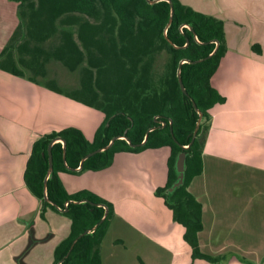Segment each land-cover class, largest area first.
<instances>
[{"label":"trees","instance_id":"1","mask_svg":"<svg viewBox=\"0 0 264 264\" xmlns=\"http://www.w3.org/2000/svg\"><path fill=\"white\" fill-rule=\"evenodd\" d=\"M11 1L18 4L19 24L0 52V69L37 82L45 80L50 60L60 61L80 73L78 88L66 95L105 114L92 141L70 126L40 135L32 145L24 173L27 187L41 200L43 210L51 207L71 220L69 236L55 249V264H103L101 244L114 216L113 204L93 191L69 193L60 173H74L77 168L100 171L110 167L119 152L161 147L170 148L169 169L167 182L156 195L163 198L173 220L184 226L192 259L220 264L224 255L201 249L202 204L189 185L203 171L211 109L226 100L212 85L227 50L224 22L181 0ZM171 6L173 20L168 25ZM55 35L59 41L45 47ZM160 53L168 60L156 75ZM185 59L189 61L180 64ZM179 68L187 94L179 83ZM44 84L64 92L55 80ZM200 112L202 120L192 142ZM114 137L118 138L109 148L86 157ZM53 139L63 142L52 145L46 201L48 147ZM181 152L186 153L184 182L169 192L178 179L176 160Z\"/></svg>","mask_w":264,"mask_h":264},{"label":"crops","instance_id":"2","mask_svg":"<svg viewBox=\"0 0 264 264\" xmlns=\"http://www.w3.org/2000/svg\"><path fill=\"white\" fill-rule=\"evenodd\" d=\"M2 1L10 18L5 25L0 19V52L19 24L14 1ZM181 1L221 19L227 45L212 77V85L226 100L211 109L202 154L203 171L189 185V191L202 204L204 228L199 233L200 246L214 256H225L222 253L231 248L240 252L238 256L247 264H264V251L225 243L222 239L227 231L221 229L222 224L218 225L220 216L225 218L248 210V217L264 220V0ZM8 77L7 72L0 71V264H55V249L69 236L71 220L51 207L43 210L41 200L27 187L24 173L32 145L40 135L73 125L92 141L105 114L66 95L65 91L79 85L67 90L58 84L64 91L59 93L48 88L43 78V83L32 84L28 78L19 76L21 79L13 80L24 84H4ZM83 121L87 124L92 121L88 131L87 124L84 128L78 124ZM149 150L119 152L112 165L100 171L77 168L74 173H60L69 193L88 189L113 204L114 216L101 244L103 264H106L105 242L115 222L121 219V212L90 181L96 176L109 175L123 153L142 154ZM169 156L170 148L165 180L158 187L167 182ZM237 233L263 236L264 228L245 227ZM115 242L124 245L125 239L118 237Z\"/></svg>","mask_w":264,"mask_h":264},{"label":"rangeland","instance_id":"3","mask_svg":"<svg viewBox=\"0 0 264 264\" xmlns=\"http://www.w3.org/2000/svg\"><path fill=\"white\" fill-rule=\"evenodd\" d=\"M13 3L17 6L18 14V5ZM7 18H10L7 6L0 0V19L3 20L4 25ZM58 41L59 37L55 35L43 45L49 48ZM167 60L168 56L165 53H160L157 56L156 75L163 72ZM46 68L45 81L55 80L63 89L67 90L79 85V70L70 71L57 60H50ZM0 71L3 70L0 69ZM7 73L10 77L4 84H24L21 81L13 80L19 76ZM29 82L36 84L43 83V80ZM30 83L27 81V84ZM74 119L80 120L78 117H74ZM91 123L92 121H88V124L87 121L78 122L83 128L84 124H87L86 131ZM93 123H95L94 120ZM73 127L78 128L75 125ZM98 128L99 125L96 131ZM156 150L150 149V152L142 154L123 153L118 157L114 167L110 169L109 175L96 176L90 181V185H97L96 187L100 191L117 204L121 212V219L115 222L114 228L105 242L106 264H215L205 260L192 259L191 249L183 239V227L173 221L172 212L165 205L163 198L156 196V187L162 185L165 180L169 147H161ZM124 161L125 163H123ZM226 177L228 178V176ZM249 215L248 210L235 212L234 215H228L225 218L220 216L218 225L222 224L221 229L227 231L222 240H225V243L239 244V247L249 250L255 248L263 253L264 235L255 236L252 233L251 236H248V234L237 233L245 227L264 228L263 219L248 217ZM118 237L125 239L124 245L115 242ZM114 243L116 244L114 245ZM224 252L222 254H225V258L220 264H247L241 261L242 256H238L240 252L231 248Z\"/></svg>","mask_w":264,"mask_h":264},{"label":"water","instance_id":"4","mask_svg":"<svg viewBox=\"0 0 264 264\" xmlns=\"http://www.w3.org/2000/svg\"><path fill=\"white\" fill-rule=\"evenodd\" d=\"M149 1H150L151 3H153L152 0H149ZM171 9H172V10H171V17H170V20H169V24H168V25H170V23H171L172 20H173V6H171ZM186 61H189V60H186V59H185V60H183L180 64H182L183 62H186ZM178 76H179V83H180L181 89H182V91H183L185 94H187L186 88H185L184 83H183L182 78H181L180 68H179V70H178ZM194 106L196 107V109H198L195 103H194ZM201 120H202V113L200 112V118H199V120H198V122H197V125H196V128H195V132H194V136H193V139H192V142L194 141V139H195V137H196V134H197L198 128H199V126H200ZM163 124H165V123H163ZM153 129H155V127L150 128V129L148 130V132L151 131V130H153ZM148 132H147V133H148ZM117 138H118V137H114V138L111 140V142H110L107 146H105L104 148L97 149V150L91 152V153L88 154L86 157H88V156H90V155H93V154L96 153V152L103 151V150L109 148V147L112 145V143H113ZM146 138H147V135H146ZM146 138H145V140H146ZM56 140H58V139H53V140L51 141V143L49 144V147H48V152H49V170H48V174H47L46 179H45V197H44L46 201H49V199H48V197H47V179H48L49 175L51 174V172H52V170H53L52 145H53V143H54ZM144 142H145V141H144ZM144 142H143V143H144ZM185 166H186V153H185V152H181V153L178 155L177 160H176V170H177V173H178V179H177V181H176L171 187L168 188V191H169V192H172L174 189H176L177 187H179V186H181V185L183 184V182H184V178H185ZM105 217H106V216H104V218H105ZM104 218H103V219H104ZM103 219H102V220H103ZM85 233H86V232H85ZM75 241H76V240H75ZM75 241H74V243H75Z\"/></svg>","mask_w":264,"mask_h":264},{"label":"flooded vegetation","instance_id":"5","mask_svg":"<svg viewBox=\"0 0 264 264\" xmlns=\"http://www.w3.org/2000/svg\"><path fill=\"white\" fill-rule=\"evenodd\" d=\"M162 125H165V124L162 123ZM56 141H62V142H63L62 139H58V140H56ZM56 141H55V142H56ZM185 147H188V146H185ZM60 263L62 264V262H59L58 264H60Z\"/></svg>","mask_w":264,"mask_h":264},{"label":"built area","instance_id":"6","mask_svg":"<svg viewBox=\"0 0 264 264\" xmlns=\"http://www.w3.org/2000/svg\"><path fill=\"white\" fill-rule=\"evenodd\" d=\"M61 264V263H60Z\"/></svg>","mask_w":264,"mask_h":264}]
</instances>
